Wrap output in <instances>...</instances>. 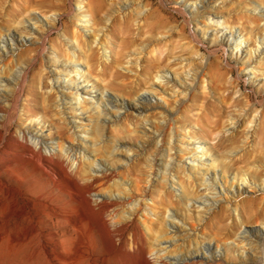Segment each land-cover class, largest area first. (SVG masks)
I'll return each instance as SVG.
<instances>
[{
  "label": "rangeland",
  "instance_id": "374dc122",
  "mask_svg": "<svg viewBox=\"0 0 264 264\" xmlns=\"http://www.w3.org/2000/svg\"><path fill=\"white\" fill-rule=\"evenodd\" d=\"M33 14L41 17L39 25L31 18ZM202 16L207 20L203 21ZM49 20L52 29L45 33ZM19 21L35 33L24 31ZM78 26L82 28L80 31L75 29ZM9 27L15 36V46L6 33ZM215 27L219 31L214 35ZM230 32L237 36L231 39L232 45L221 46V37L229 36ZM0 33L5 37V41L0 40V47L8 51L0 59V71L1 66L7 65L8 72H0V78H16L21 74L24 77V81L17 80V87L14 82L11 87L0 83V127L4 123L2 115L7 113L8 142H12L23 126L49 133L48 141L57 140L73 148L64 165L68 173L81 177L80 194L92 197L112 194L111 197L122 199L127 196L126 204L134 200L129 207L135 211L130 216L133 223L116 233L123 247L125 241L129 243L122 250L108 240L99 217L95 213L90 215L95 239L83 227L82 240L88 251L81 260L74 252L72 257H69L71 253L67 255L59 236L48 235L57 228L29 221L5 224L0 217V264H142L141 254L133 250L130 238L132 232L141 238L145 254L150 232L143 225L144 218L152 230L161 229L154 249L161 250L164 259L183 257L188 250L203 251L204 246L198 244L197 248L194 240L205 239V244L211 240L209 247L217 258L204 264H264V88L258 87L264 77V47H260L264 38V0H0ZM240 38L253 46L251 58L247 54L240 58L232 55L233 49L236 51L239 47L234 42ZM73 45H78L79 51L72 52ZM255 47L261 50L260 58L256 57ZM70 62L80 65L87 62L89 67L76 70ZM258 65L263 68L262 74L256 69ZM159 70L162 74H155ZM58 73L61 80L55 88L65 94L67 73L71 74L69 81L82 82L86 89L94 90L93 95L105 87V93L111 97V100L104 98L105 104L122 101L117 118L111 120L115 111L105 105L106 110L100 116L103 128L96 129V100H82L78 105L73 98L61 101L60 110L65 117H59L55 93L50 92V83ZM81 74L86 76L84 81ZM167 74L171 79L165 86L167 94L158 93L150 86L151 80H165ZM158 75L164 77L158 78ZM81 98L89 97L81 95ZM138 101L148 109L139 111L132 106ZM80 111L82 122L80 117H75L80 116ZM0 132L4 133L3 129ZM78 136H85L88 141L82 143ZM93 139L100 145L95 152L97 146H93ZM181 142L187 146L186 152L180 149ZM204 142L210 144V149L197 147ZM119 143L127 146L123 144L118 151L111 150ZM53 144L58 150L56 143ZM77 146L85 152L78 153ZM0 149V167L6 165L8 152L14 153L8 163L14 166V175L23 179L19 184L14 183L22 193L27 187H40L48 192L54 186L39 162L19 154L23 152L21 149L1 144ZM110 153L129 154L124 159H114L115 155ZM169 155L183 168L173 167ZM200 156L207 158L204 165L192 162V158ZM87 157L95 158V163L104 166L103 174L95 173L97 165H92ZM212 157L217 161V173L209 170L210 181L200 185L195 178L210 168L208 158ZM164 160L169 163L162 168ZM247 163L256 166H247L251 168L247 170ZM189 164L201 169L188 170ZM225 165L228 167L224 171ZM46 167L59 178L60 186L67 184L68 179L60 175L56 166ZM162 169L170 176L161 175ZM237 169H241L243 176L246 171L252 174L250 186L247 193L227 203L224 193L219 194L218 187L211 189L210 186L223 182L226 174L228 198L234 199L231 196L234 188L230 186L238 185L243 178ZM183 171L193 175L189 181ZM89 175L96 177L87 191L82 178ZM162 176H168L166 181L160 182ZM184 190L192 200L189 208L183 203ZM3 192L6 191L0 188V203ZM216 192L219 195L215 197ZM18 194L20 202L26 201L28 206L34 201L49 204L34 196ZM61 197L68 199L66 194ZM126 204H118L119 210ZM167 205L177 212L175 221L180 226L177 230L169 228L168 215L163 217ZM138 216L140 220L136 219ZM240 231H246L251 240H256L257 248L253 245L250 249L241 240ZM246 251L248 257L244 255ZM147 256L153 257V254Z\"/></svg>",
  "mask_w": 264,
  "mask_h": 264
},
{
  "label": "bare ground",
  "instance_id": "6f19581e",
  "mask_svg": "<svg viewBox=\"0 0 264 264\" xmlns=\"http://www.w3.org/2000/svg\"><path fill=\"white\" fill-rule=\"evenodd\" d=\"M31 18L34 20L35 24L38 23L37 25H39V22L42 21L41 17L39 15H37V14H33L31 16ZM51 19L53 20L55 18H50V20ZM202 19H203V21L207 20V18L205 16ZM50 20L47 22V24H45V27H46L45 33L51 31V29H52V24L50 23ZM17 23H21V22L19 21ZM18 25H22L21 27H24V31H26L27 33H29V32L30 33H35V31L31 30L30 28H25L26 26L23 23L18 24ZM75 29L77 31H80L82 28L78 26ZM218 31L219 30L217 29V27H215L213 29V34L215 35ZM6 33H7V36L10 37V41L12 42V44H14V46L17 45V43L15 42V36H14V34L12 32L11 27H9L6 30ZM42 36H44V35H42ZM75 36H76V34H75ZM235 37H237V36H234L233 32H230L229 36H227V34H223V36L221 37V40H220L221 46L227 45V46L230 47L232 45L231 39H233ZM0 38H1L0 39L1 41H5V37H3V35H0ZM75 38L78 39V36H76ZM240 39H241L240 41L234 42V45L236 47L237 46H239V47H238V49L236 51L233 49L232 55L236 56V58H240V56L247 54V57H250L252 55V52H253L252 51V47L253 46H251V44L248 43V42H244L243 43L242 42L243 38H240ZM4 45H5V42H4ZM260 47H262V48L264 47V38H262V40L260 41ZM70 49H71L72 52L75 53V52L79 51L80 47L78 45L77 46L73 45ZM7 52L8 51H3L1 49V47H0V59L3 56H5L7 54ZM254 52L257 53L256 57L260 58V56H259V54L261 53L260 48L259 47H255ZM256 63L261 65V61H257ZM69 65H72L76 70L80 69V71L85 69L86 67L87 68L89 67L88 66L89 64L87 62H85L83 65H80L79 63L70 62ZM259 65H258V67H259ZM6 67H7V65H5L4 67L1 66L2 69H1L0 72H8L6 70ZM14 67H13V69H14ZM13 69H11V70H13ZM73 69H72V71H74ZM162 69L163 68H161V70ZM256 69H259L260 73L261 72L263 73V68L262 67H259V68H256ZM161 70H159L155 74L161 72ZM21 73H22V71H21ZM163 73L166 74L165 70H163ZM161 74H162V72H161ZM17 75H19V74H17ZM70 75L71 74L67 73L66 74L67 78L65 80V88L68 91L67 94H65L63 92H59L55 88V84L59 83V80H61L60 79L61 75L59 73H58L57 77L54 79V81H51L52 83H50V92H52V90H53L54 93H55L54 97H55V101H56V103H55L56 107L55 106L54 107L57 108V110H58L57 112L59 114V117H61L63 119L65 117L64 112L62 110H60L61 101L63 99L71 100V98H73L74 101H76L78 105H79V103L82 100L83 101H87V102L94 101L92 99L96 100V107L95 108L98 109V118L94 122L95 123L94 125L96 126V129L98 127L103 128V124L100 121L101 120L100 116L102 115L103 111L106 110L107 106L105 107V105L108 104V106L111 109H113L112 111H115V115L110 116V117L113 118L111 120H114V119L117 118V109L119 107H123L122 106V101L119 102V100H118L117 104H113L110 101H108L105 104V100H104L105 97H107V98H109L111 100V97L107 93H105V87L101 90V93L93 95L94 90L86 89L85 86L81 85L82 82L81 83H77L75 81H73V82L69 81L68 77ZM15 76H16V74H15ZM73 77H76V73H74ZM80 77H81V81H84L86 76L84 74H81ZM156 77L161 78V77H164V76H160L159 77V75H158ZM23 78L24 77L22 76V74L19 75L16 78L14 76H11L10 78H7V79H3V78L1 79L0 78V83H2L1 85H3V86L11 87L13 85L12 82H14L15 87H17V84H18L17 80H19V79L23 80ZM20 80H19V82H21ZM202 80L204 82L203 78H202ZM68 82H70V85H68ZM149 82H150V80H149ZM170 82H171V79H170V77L167 74V78L165 80H160L158 82H155L154 80H151V85L150 86L153 87V89L155 91H157L158 93H161V94L166 93L167 94V88L165 86H167ZM94 85L95 84H92L93 87H94ZM174 85L177 86V84L175 82H174ZM258 87H260L259 89H261V90H262V88H264V77L259 80ZM92 89H94V88H92ZM166 94H165L164 97H166ZM81 95H85V96H87L89 98L82 99ZM140 99H144V98L140 97ZM102 106H104V107H102ZM132 106H134L139 111L144 110V109L145 110L148 109L147 107L142 106L139 101H138V103L132 104ZM101 107H102V109H101ZM142 107H145V108H142ZM73 109L79 110L78 107H76V108L74 107ZM78 113L80 115L82 112L80 111ZM81 115L80 116H75V117H80L79 119L82 122V120H84V119L81 117ZM2 116H3L4 123L2 125V128L0 127V129H3L4 133L0 134V144L3 147L21 149L23 152L22 153L20 152L19 154H21L24 158L35 159L37 162H39V165H40L41 169L43 170V172L48 176V178H50L52 181H54L53 182L54 186L50 187L48 192L43 191V188L39 189L40 187L37 188V189H35L33 187H27L25 189V191L22 193V190L19 187H17L16 184H19L20 182H22L23 179L14 175L15 168H14V166H12V163H8V162H11V159L13 160L14 157H12V154H14V153H9L8 152L9 156L6 158V160H7L6 165H3L2 167H0V176L2 177V178H0V188H1L2 191H6V192H3V196H2L3 202L0 203V217H1L2 222H4L6 224L8 222L17 223V222H22V221H29L30 223L49 224V225H51V226H53V227H55L57 229L56 230H54V229L50 230L48 232V235L51 236V237H55V235L59 236V239H61V241L63 242V250L67 253V255L71 253L70 254L71 256H69V257H72L73 256L72 252H74L75 253V257L77 256L78 259L81 260V258H84L86 256V253L88 251L87 250V245L82 240V229H83V227L87 228L90 231V235H91L92 239H95L94 234H93L94 233V226L92 225V223H90V218H89L90 215H93L95 213L100 219V224L102 226V230L104 231V233L108 237V240L111 241L114 244V246L120 248L121 250L122 249H127L125 247L129 243H127V241H125L124 242V247H123L121 245V243H120L121 242V238L119 237V235H118V238H116V235H117L116 233L120 232L121 229H119V228L127 227V226H129V225H131L133 223V221H132L130 216L135 211H133V207H129V205L134 200L133 201L129 200V201H127V204H126V201L124 199H126L127 196L122 199L121 196H119V197H117V196L111 197L112 194H106V195L100 196V197H97V196H95V197L93 196L92 197V196H89V195H84L83 193L80 194V191L78 190V187H79V184H80L81 177L79 175H77L76 173L75 174L68 173V171L66 170L65 165H64L65 162L70 158V156H71L70 152H71V150H73V148L70 147V146L65 147V146L62 145L61 142H59L57 140L55 141V140L52 139L51 141H48V137L47 136H49V133L48 134H43V132L41 130H39L37 128L31 129L30 126H28V127L23 126L22 128H20L17 131V133L15 134L14 139L12 140V142H10V141L8 142V121H9V117H8L7 113H6V115H2ZM86 120L91 121V119H89V118H87ZM30 121L32 122V120H30ZM236 124H237V122H236ZM71 128H69V130L71 132H73L74 129L72 130ZM74 133H75V131H74ZM74 133H72V134H74ZM77 138L82 143L83 142L85 143V142L88 141L85 136L84 137H79L78 136ZM91 142H92L93 146H97L99 141H96L95 139H93V140H91ZM53 143H56V145L58 147V150L56 149V146ZM181 143H182V145H180V149H182V151L186 152L187 151V149H186L187 146L183 142H181ZM123 144H124V146H127L126 143H119L116 147L115 146L112 147L111 150H114V151L117 150L118 151L119 147L123 146ZM209 145L210 144H208V142L207 143L204 142L202 144H199L197 147L204 146L205 147L204 149H207V148L211 147ZM78 147L79 146H77V152L78 153H79V151L81 153L85 152V151H81V149H79ZM99 147H100V145H98L95 148L94 152L97 149H99ZM127 149H128V151L130 150L129 148H127ZM184 149H186V151ZM203 153H204V151H203ZM203 153H202V155H203ZM122 154H124V155H117L116 156L115 153H110V155H115L113 157L114 159H115V157L118 158V159H124V157L128 156L129 153H122ZM95 155H96V153H95ZM203 156H205V155H203ZM203 156H200L199 158H192V162L193 163L197 162L198 163L197 165H204L207 162V158L203 157ZM90 158L91 157H87V159H89L90 163L92 165L93 164L97 165L96 166L97 170H95V173H102L103 174V170L105 169L104 166L102 164H100V163H95V158H92V159H90ZM168 158H172V156L169 155ZM172 160H173V164H172L173 167H175L177 169L183 168V165L179 161H177L174 158H172ZM208 161H209V164H210V168L204 169V171L201 174V177L198 178V176H196V178H195L197 180L196 182H198V183L200 182L199 183L200 185L201 184L204 185L205 183L210 181L211 174H210L209 170L212 169L215 173H217V170H216L217 161H216L215 157L208 158ZM249 161H250V159H249ZM168 163H169L168 160H164L163 163H162V168H165L166 165H168ZM48 164H52V165L56 166L59 169L60 175L64 176L66 179H68L67 184H64V185L60 186V182L61 181L59 180V178L56 179V177L54 175H52L53 173L51 171L52 170L51 168H50L51 170L47 169L46 166H48ZM247 164H246V167L247 166H250V167H252V166L255 167L256 166L254 163L253 164H248V165ZM197 165L189 164L187 166V168H188V170L198 172V170L201 169V168H199ZM225 166H224L225 168L223 167L224 171L228 167L227 165H225ZM240 166L242 167V165H240ZM151 167H149V168H151ZM238 168H240V167H238ZM248 169L249 168L247 167V170ZM164 170L166 171V169H164ZM164 170L162 169L161 175L163 174V175L170 176V174H167V172H165ZM183 170H185V169H183ZM237 170H238L237 174H240V176L243 177V178H241L240 182H238V185L235 186V184L232 183L231 186H230V187L234 188V190H233V192L231 194V196L234 197V199L228 198L229 197L228 196L229 187L227 185V176H226V174L223 176V182H218V184H213V185L210 186L211 189L212 188L216 189V187H218L219 188L218 189V193L219 194L224 193L223 197L227 201V203H233L232 201H236V199H238V197H241L242 195L247 193L246 190H247L248 186H250V183H249L250 176L249 175L252 176V174L250 172L246 171L245 175L243 176V175H241L242 174V172L240 171L241 169L240 170L237 169ZM183 173L185 174L186 180H188V181L193 176V175L191 176L190 173L186 174L185 171H183ZM252 173H253V169H252ZM95 177H96L95 175H93V176L89 175V177H83L82 178L83 181H84V184L86 186V190L87 191H88V188H90L91 185L95 182ZM167 177L165 178V176H162L161 179H160V182L166 181ZM252 181H254V180H252ZM14 183H16V184H14ZM205 187H207V186H205ZM208 187H207V189H209ZM192 189H194V188H192ZM18 192H21L22 195L25 194V195L34 196L38 200H43V201L49 202V204H46V203H43V202H40V201H34L31 204V206H28V202H26V201L20 202L19 197H18L19 196ZM88 193H90V192H88ZM213 193H214V190H213ZM218 193L216 192L215 197H216V195ZM61 194H66L68 196V199H64L63 197H61ZM182 198H183V203H184L185 207L189 208V206L191 205V201H192L190 199V193L187 192L186 190H184L182 192ZM206 198H208V197H206ZM24 199H26V197ZM118 204H126V205H123L121 207L122 210L120 211L119 208H118L119 207ZM135 204H137V203H135ZM131 205H133V204H131ZM199 205H200V203H199ZM237 207H236V205L234 206V210L235 211L237 210ZM170 209H171L170 205L169 206L168 205L165 206V209H163V211H164V216L163 217H165V215H168V217L171 219L169 228L177 230L178 228H180L179 224L175 221V218H178L177 217V212L175 210H170ZM168 210H170V212H167ZM234 213L236 215V212H234ZM199 214H201V213H199ZM136 219H139V216ZM144 219H142L143 225L145 226L146 231H149L151 233L150 234L148 232L150 239L148 240L149 242L147 241L148 243L145 246V252L146 253L144 254L142 252L143 249H142L141 246H142L143 242H142L140 237H137L136 234L134 232H132L131 233V238H130L131 239V241H130L131 243L130 244H131V247L133 248V250L141 254L142 264H191V263H193L196 260H199L200 261L199 263L204 264V263L210 262L211 261L210 259L215 261V259L217 258V256L212 252L211 248L209 247V245L211 244V240L208 241L205 244V241H204L205 239L203 238L204 240H199V241H198V239L194 240L196 246L198 244H199L198 246H200V245L204 246L203 247L204 248L203 251H200V250H196V251H191L190 250L189 251L188 250L187 253L184 254L185 256L183 255V257L173 256V257L164 259L165 256H162V254L160 255V251L161 250L157 251V249L156 250L154 249V248H156L154 242L158 241L157 233H159V231H161V229L159 227L156 230H152L149 227V225H147V223H146V221ZM162 229H163V226H162ZM240 232L243 234V237L241 238V240L245 241L246 244H248V247L250 249L254 248L253 245H255V247H256L257 244H255L256 243L255 239H254L255 241L251 240L250 235L246 231H240ZM160 234L161 233H159V236H160ZM196 237L194 239H196ZM188 242H189V244L191 243L190 241H188ZM72 243H74V244H72ZM198 246H197V248H198ZM216 247H219L218 244H217ZM189 248H190V246H189ZM256 248H255V250H256ZM199 249H200V247H199ZM260 249H262V247ZM257 251H255V252H257ZM147 254L148 255L153 254V257L152 256L149 257V256H147ZM244 255H245V257H248L249 253L246 251L244 253ZM65 257H66V255H65ZM73 261H75V260H73ZM116 264H121V263H116Z\"/></svg>",
  "mask_w": 264,
  "mask_h": 264
}]
</instances>
